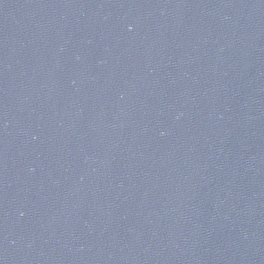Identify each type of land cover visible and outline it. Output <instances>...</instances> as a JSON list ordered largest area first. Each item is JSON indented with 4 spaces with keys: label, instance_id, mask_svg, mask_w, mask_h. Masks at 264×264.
Returning <instances> with one entry per match:
<instances>
[{
    "label": "water",
    "instance_id": "water-1",
    "mask_svg": "<svg viewBox=\"0 0 264 264\" xmlns=\"http://www.w3.org/2000/svg\"><path fill=\"white\" fill-rule=\"evenodd\" d=\"M0 264H264V0H0Z\"/></svg>",
    "mask_w": 264,
    "mask_h": 264
}]
</instances>
